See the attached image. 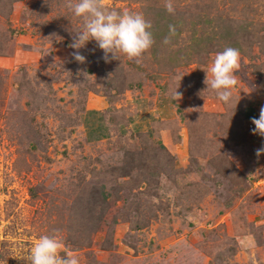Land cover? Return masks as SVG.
Masks as SVG:
<instances>
[{
  "label": "rangeland",
  "instance_id": "1",
  "mask_svg": "<svg viewBox=\"0 0 264 264\" xmlns=\"http://www.w3.org/2000/svg\"><path fill=\"white\" fill-rule=\"evenodd\" d=\"M66 3L0 0V264H29L42 235L80 264H264V137L244 115L264 107V0H172L208 9L217 41L177 20L179 46L202 44L189 58L170 45L106 62L92 40L83 64ZM227 47L241 66L226 104L204 80ZM89 103L110 115L105 139L87 140ZM143 107L163 111L150 133L132 128Z\"/></svg>",
  "mask_w": 264,
  "mask_h": 264
},
{
  "label": "clouds",
  "instance_id": "2",
  "mask_svg": "<svg viewBox=\"0 0 264 264\" xmlns=\"http://www.w3.org/2000/svg\"><path fill=\"white\" fill-rule=\"evenodd\" d=\"M66 7L84 22L82 30L75 32L73 42L69 45L76 50L71 53L72 57L81 64L87 61L79 50L92 40L103 50V59L106 62L109 55L112 59H118V54L122 53L140 63L144 54L155 43L151 32L152 24L141 13L112 10L106 0H67ZM165 8L170 14H174L172 0H167ZM169 31L171 35H175V26L170 25ZM169 42V38H166L165 43ZM240 66L239 50L227 47L216 54L206 70L204 83L207 89L214 90L217 97L226 104L231 101L232 90L238 83L235 73L239 71ZM176 96L180 98L178 91ZM251 122L255 125L253 134L264 137V107L260 109L259 117H253ZM256 155H264V146L256 149ZM29 264H80V259L72 251L66 250L63 240L58 236L42 235L31 249Z\"/></svg>",
  "mask_w": 264,
  "mask_h": 264
},
{
  "label": "trees",
  "instance_id": "3",
  "mask_svg": "<svg viewBox=\"0 0 264 264\" xmlns=\"http://www.w3.org/2000/svg\"><path fill=\"white\" fill-rule=\"evenodd\" d=\"M131 2L141 3V7L138 9V12H134V13L143 14L144 17L148 21H150L152 24L151 32H152L153 38L155 36V40H156L155 43L153 44L155 48L154 52H157V50L160 51V49H165L169 47L170 45H176L178 47L177 51L179 52V54L183 56V57L178 58V60L181 61L185 58V56L187 58L191 56V54L188 52V49L192 51L194 48H198L202 45L196 39H193V41H191V43H189L187 47L179 46L180 41H177L176 36L171 35L169 31V26L173 25L172 21H177V20L179 22H187L191 20L190 27L194 29L193 31L194 38H196L197 36L196 31L199 30L197 28L201 26L202 28H201L200 35L202 37H199V38L202 43L207 42V44L209 43L210 45L217 41V39L215 38V35L211 36L212 34L210 32L208 33L207 25L203 22L205 20H208L211 22V20L209 19V10L210 8H213L212 2H211L212 3L211 5H208L209 10L205 8H201V10L195 12V14H193L192 10H189V9L182 10L181 12L180 10L178 11L176 10L174 14H169V12H167L166 8L162 4L163 0L162 1L161 0H133ZM114 9L118 12H121L120 11L121 9L119 8H114ZM166 14H169L170 16L166 17ZM190 17L192 18L190 19ZM180 32L181 34L184 33V29L175 31V34H180ZM204 34H208L206 39H203ZM166 38H169L170 40L169 43H165ZM244 115H245V118L248 120H252L253 117L257 118L256 110L255 108H252V107L247 108L245 110ZM138 133H140V131H138Z\"/></svg>",
  "mask_w": 264,
  "mask_h": 264
},
{
  "label": "crops",
  "instance_id": "4",
  "mask_svg": "<svg viewBox=\"0 0 264 264\" xmlns=\"http://www.w3.org/2000/svg\"><path fill=\"white\" fill-rule=\"evenodd\" d=\"M147 108L148 107H143L139 109L140 114H138V117H136L137 119L132 124V128L134 130L140 132H148L154 128V123L165 120L164 116L161 115L163 114V111L158 110L157 113V111L154 112L156 107L149 110ZM103 110L104 107L101 106L100 103L95 106L89 103L87 105V110L84 111L82 115L83 125L86 129L87 140L89 142L105 139L110 134V115L105 114V111Z\"/></svg>",
  "mask_w": 264,
  "mask_h": 264
},
{
  "label": "built area",
  "instance_id": "5",
  "mask_svg": "<svg viewBox=\"0 0 264 264\" xmlns=\"http://www.w3.org/2000/svg\"><path fill=\"white\" fill-rule=\"evenodd\" d=\"M262 179V178H261Z\"/></svg>",
  "mask_w": 264,
  "mask_h": 264
}]
</instances>
